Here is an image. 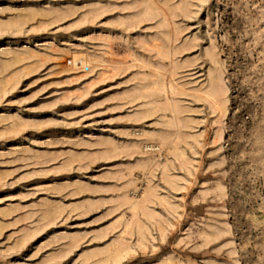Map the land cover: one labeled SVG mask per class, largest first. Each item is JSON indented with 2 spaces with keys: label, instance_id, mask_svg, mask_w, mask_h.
<instances>
[{
  "label": "rangeland",
  "instance_id": "1",
  "mask_svg": "<svg viewBox=\"0 0 264 264\" xmlns=\"http://www.w3.org/2000/svg\"><path fill=\"white\" fill-rule=\"evenodd\" d=\"M0 264H264V0H0Z\"/></svg>",
  "mask_w": 264,
  "mask_h": 264
}]
</instances>
